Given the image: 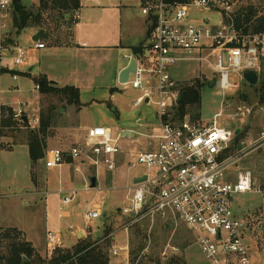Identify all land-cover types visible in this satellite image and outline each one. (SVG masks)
<instances>
[{
    "label": "rangeland",
    "instance_id": "obj_1",
    "mask_svg": "<svg viewBox=\"0 0 264 264\" xmlns=\"http://www.w3.org/2000/svg\"><path fill=\"white\" fill-rule=\"evenodd\" d=\"M22 1L27 7H31L35 0ZM241 2V8L251 15V20L264 9V0ZM140 4V0H83L80 21L75 28L74 42L77 52L72 58V64L83 63L85 72V80L79 83L81 108L78 109L77 119L82 127H107L116 135L122 129H131L132 137H124L120 142L125 151L147 149L149 140L157 141L149 136L160 132L158 107L154 103L156 100L135 106L134 103L143 92L134 89L131 83L121 84L119 78L115 80L116 65L125 62L122 45H142L146 41L148 26L141 13ZM205 17L204 13H198L197 19L204 20ZM212 18L217 21L216 16ZM31 36V30L28 29L17 37L12 26H9L2 37L3 47L7 50L0 52V102L4 106L0 110V121L1 118H8L9 113L4 112L8 107L17 109L24 104L31 126L25 127L17 122L16 128H0V257L8 256L7 246L12 242L4 234L9 232L12 236L14 233L11 231L16 229L24 231L34 242L37 251L43 254L41 256L36 251L39 258L35 257L31 264H49L55 253L52 256L46 253L47 232L62 233L66 237L64 245L69 246L70 232L76 231V226L87 230L85 215L92 210L93 205H98L102 216L89 224L92 230L88 229L87 232H92L93 239L91 235L88 239L94 241L103 238L109 228L110 235L116 237L115 241L106 242L110 245V264H123L121 258L111 255V250L115 245L124 244L129 245L131 264H212L202 254L194 236L182 223L170 222V228L158 217L145 216L132 222L122 214V210L130 205V188L135 177L146 172L143 166L130 169L122 165L112 173L107 172L103 166L98 167L97 186L92 189L88 182L92 174L89 166H84L82 173L73 171L72 184H66L65 179L60 180L58 168L46 171L45 154L44 160L35 170L37 182L33 183L28 138L30 131L38 130L43 110L55 107L61 109L64 115L58 121V128L52 129L55 136L49 141H53L54 147L69 150L72 146H82L85 141H78L73 134L67 135L65 131L60 132L61 128L76 125V116L72 117L75 107L61 101L59 97L39 94L34 83L37 68L31 71L33 78L26 75L30 74L31 67L38 66L39 59H43L41 55L49 52L35 50L36 42L32 41ZM12 39L14 42L10 41ZM84 42L88 45L86 49L79 48L77 44ZM15 46L28 51L26 66L14 64ZM263 71L264 60L261 64V75ZM171 74L175 80L180 81V85L191 83L195 79H200L204 84L201 108L198 112L187 114L184 119L188 121L211 122L220 112L222 101L227 98V117L218 118V124L241 129L243 134L239 143L236 139L234 141L235 146H243L238 154L240 161L227 172L228 176L236 178L238 171L250 169L256 180L264 181V144H256L259 129L263 125L259 115L260 108L264 105L258 99L260 81L252 86L241 82L238 74H231V79L241 84L240 88L224 93L216 86L211 88L209 85L210 81L218 79L212 68L207 63L196 61L178 63L172 68ZM14 75L18 76L16 80ZM239 108H249L251 114L246 118H238L233 123L230 116L239 112ZM61 190L64 192H60ZM71 191L76 192L72 203L63 206L62 200L71 195ZM234 210L241 219L249 222L245 238L254 254L253 258L257 260L260 254H264V212L261 195L255 192L234 195ZM62 213H68L69 216L62 217ZM170 218L172 219L171 216ZM141 240L145 249L140 251ZM78 245L68 249L63 246L61 250L74 251ZM168 245L175 246L179 251L169 249L166 252ZM0 264L5 263L0 261Z\"/></svg>",
    "mask_w": 264,
    "mask_h": 264
},
{
    "label": "built area",
    "instance_id": "obj_2",
    "mask_svg": "<svg viewBox=\"0 0 264 264\" xmlns=\"http://www.w3.org/2000/svg\"><path fill=\"white\" fill-rule=\"evenodd\" d=\"M13 1L0 0V52L7 50L3 47L2 37L12 21ZM241 1L142 0L141 12L150 20L152 29L143 45L144 53L136 55L135 73L129 81L134 89L143 92L135 106L156 100L160 132L149 136L157 140L154 149L133 152L128 162L130 169L145 167L146 172L139 178L146 176V180L133 183L130 205L122 210V214L132 222L151 216L168 225H171L170 222L182 223L212 264H256L245 238L249 222L236 214L234 195L260 194L264 212V181L256 180L250 169L238 171L236 178L228 176L227 172L240 161L238 154L242 150L239 146L236 150L234 145L237 129L218 124V118L227 117V98L224 97L220 112L209 123L173 120L171 112L179 103L181 85L173 78L171 70L184 61L207 63L218 76L214 79L215 86L224 93L240 88L241 84L235 83L231 74H238L241 82H246L244 72H261L264 9L247 23L243 19L248 12L241 8ZM198 13H204L205 19H197ZM213 16L217 17V21H213ZM239 17L243 23L240 27L236 24ZM45 47L44 43L36 42L34 49ZM13 50L14 64L26 66L28 51L18 46ZM17 78L14 75V79ZM1 107L4 106L0 102V110ZM8 108L12 109L15 121L25 124L22 118L28 114L24 105L17 109ZM250 114L251 109L239 108V112L230 118L236 123ZM259 115L263 125L256 144H264V105ZM120 142L121 136L114 134L112 129L92 127L88 129L82 146H72L69 150H47L44 164L47 169H60L65 164V156L70 155L75 160L86 158L95 166L103 165L109 172H114L118 157L123 152ZM75 194L73 191L65 196L62 205L72 203ZM61 216L64 217L63 213ZM101 216L100 207L93 205L85 215L86 224L89 226ZM61 245L59 234H47L50 256ZM169 249L179 251L171 245L166 247V252ZM111 252L115 257H123L124 264H131L128 244L114 246Z\"/></svg>",
    "mask_w": 264,
    "mask_h": 264
},
{
    "label": "trees",
    "instance_id": "obj_3",
    "mask_svg": "<svg viewBox=\"0 0 264 264\" xmlns=\"http://www.w3.org/2000/svg\"><path fill=\"white\" fill-rule=\"evenodd\" d=\"M167 2H172L175 0H165ZM184 1V0H178ZM81 9L80 0H40L39 6L32 9H27L22 0H14L12 6V21L13 29L15 31V36H19L22 32L26 31L31 27H40L41 19L43 14L48 11L58 12L62 17L64 15H71V17L76 14ZM243 19L246 22H250L251 15L247 14ZM237 26H242V19L239 17L236 21ZM261 28V25L258 26ZM14 42V40H10ZM140 50L135 49V53H139ZM264 60V59H263ZM36 87L39 93L43 96H56L65 101L68 105L74 106L77 109L81 108L80 103V90L75 87H59L55 82L49 81L45 76H40L35 80ZM203 82L200 79H195L193 82H187L181 84V100L175 107L174 111L171 112L173 120L182 121L185 116L190 112H198L201 108L202 100V89ZM259 102L264 104V71L260 77V83L258 87ZM64 109H66L64 107ZM8 112V118H1L0 128L1 130H10L16 128L17 121L14 120L12 109H7L4 111ZM64 115L61 113V109L51 107L47 110H43L40 115L39 128L36 131H30L28 138V150L29 157L31 161L32 169V181L36 184L35 170L41 164L45 158L46 151L48 149V141L55 135L52 129L58 128L59 119H63ZM25 125V124H24ZM25 127H27L25 125ZM0 136L1 133H0ZM243 138V134L236 136V142H240ZM238 146H235L237 149ZM4 234L6 239H12V242L8 247V256H1V263L5 264H31V261L38 257L37 252L32 247L31 243L26 240L25 235L15 230ZM111 231L106 230L103 240L100 242L92 241H82L79 245L72 250H61L57 249L52 257L49 264H109V235ZM144 238V237H143ZM142 238V239H143ZM144 241V239H143ZM141 240L140 251L145 249L144 243ZM104 242V243H103ZM104 244V246L102 245ZM157 264H161L158 262Z\"/></svg>",
    "mask_w": 264,
    "mask_h": 264
},
{
    "label": "crops",
    "instance_id": "obj_4",
    "mask_svg": "<svg viewBox=\"0 0 264 264\" xmlns=\"http://www.w3.org/2000/svg\"><path fill=\"white\" fill-rule=\"evenodd\" d=\"M82 1L83 0H80L81 8H82ZM91 1H95V0H91ZM140 1L142 4V0H140ZM22 3H23V1H22ZM39 3H40V0H35L32 3L31 7H27L24 3H23V5L27 9H32L36 6L38 7ZM141 4H140V9L142 7ZM48 12H51V11H48ZM48 12L43 14V18L41 19V26L40 27H31L29 29L31 30V34H32V36H31L32 41L44 43L46 45V47L44 49H40V50H42V51L49 50V52L44 53V55H41L43 59H39L38 66L37 67L36 66L31 67L30 74H26V75L28 77L33 78L31 71L34 70L35 68H37V75L34 77V80L36 78H39L40 76H45L49 81L55 82L59 87L63 88V87L71 86V87H75V88L79 89V85H80L79 83L82 82L83 80H85V78H84V76H85L84 66L82 65L83 63L72 64V58L75 56L74 54L77 52V48L75 47L76 44L74 42L75 31H76L75 28H76L77 23L80 21L81 9L76 14H74L72 17H71V15H64L62 17L58 12H51V14H49ZM144 18H145L146 25L148 26L147 31H146V41H147L148 36L151 33L152 26H151L150 20L146 16H144ZM9 25L12 26V28H13V21H11V23ZM146 41H145V43H146ZM83 44H86V43L84 42L82 44H77V45L79 48L86 49V47L88 45L83 46ZM144 44L136 45L133 43H128L126 45H122L123 50H125L124 51V61L125 62L124 63H118L116 65V68H115V80L116 81L118 80L121 71L130 62V58L133 55L144 53L143 52V45ZM135 49L140 50V52L136 54ZM34 83H35V81H34ZM62 111H64V110H62ZM78 111L79 110L75 107L73 110V113H72V117L76 116L75 117V119L77 120L76 125L69 127L70 129L67 127L61 128L60 132L63 133L62 131H65L67 133V135L73 134L78 141H82V140L85 141L87 131L89 128H92V127H90V126L89 127H87V126L82 127L81 123L77 119V112ZM26 117L28 118L29 123L31 125L29 115ZM139 122L141 123L142 121H139ZM142 124H143V122H142ZM26 126L29 127L28 125H26ZM71 130H74V131L72 132ZM69 131H71V132H69ZM124 132H130L131 134L123 136ZM119 135L121 136V139L124 137L129 138V137H132L133 131L129 128H125V129H122V131ZM48 146L50 147L49 149L57 148V147L53 146V141H49ZM154 148H155V141L149 140V142L147 143V149H139V150H151ZM49 149H47V150H49ZM136 151H138V150H134V149L133 150L130 149L129 151L123 150L121 155L118 157L117 168L122 166V165L128 166V162H129L133 152H136ZM28 152H29V150H28ZM84 166L90 167L89 170L92 173L90 178H92V177L97 178V174H96L97 168L101 167L103 165L95 166L91 160H88L86 158H83L81 160H75L70 155H67V156H65L64 166L62 168H60L59 172H58V174L60 176V180L62 178L63 181L66 180V182H65L66 184L71 185L72 184L71 180H73V177H74L73 171L78 172V173H82L83 172L82 168ZM44 167H45V164H44ZM103 167L106 169L105 166H103ZM45 169H46V171L50 170V169H47L46 167H45ZM106 171L109 172L107 169H106ZM69 173H71V175ZM109 173H112V172H109ZM139 176L140 175L135 177L134 181L137 178H139ZM89 186H90V184H89ZM71 192H73V191H71ZM63 215H64V217L69 216L68 213L67 214L63 213ZM168 226H170V225H168ZM76 228H77L76 231L70 232L71 233V237H70L71 242H70L69 246L64 245L66 237L62 233L56 232L57 234H59L62 237V245H61V247H59V249H61L63 246H65V248L68 249V248L74 247L76 244L78 245L82 241H91L88 239L89 235H91L90 237H91V239H93L92 232L90 234H88V232H87L88 229L92 230L91 226H88L87 230H83L81 227H78V226H76ZM106 230H108V228ZM22 232L25 235L26 240L29 243H31L32 247L35 249V251H37V248L35 247L32 239L29 238L24 231H22ZM49 232H51V231H49ZM49 232H47V234ZM250 232H253V230H251ZM53 233H55V232H53ZM109 236L115 237V235H109ZM103 238L98 239V240H94L92 242H99V241L101 242L103 240ZM115 238L114 239L110 238L111 242L115 241ZM124 245H127V244H124ZM124 245H120V246H124ZM115 246H118V245H115ZM37 252L39 255H41V256L43 255L39 251H37ZM46 253H47V235H46ZM255 254H257V256L259 255L258 252L257 253L255 252ZM111 255H112V252H111ZM130 256H131V254H130ZM119 258H121L123 260V264H124V258L123 257H119ZM254 260H255L256 264H264V254H260L258 256V259L256 260L254 258Z\"/></svg>",
    "mask_w": 264,
    "mask_h": 264
},
{
    "label": "water",
    "instance_id": "obj_5",
    "mask_svg": "<svg viewBox=\"0 0 264 264\" xmlns=\"http://www.w3.org/2000/svg\"><path fill=\"white\" fill-rule=\"evenodd\" d=\"M135 69H136V55H133L130 58V62L128 63V65L121 71V73L119 75V82L121 84L129 83L131 76L135 73ZM260 77H261L260 72L255 71V70H248V71L244 72L245 81L252 86H255L258 84V82L260 81ZM209 85L211 88H214L216 83L214 80H212V81H210ZM180 100H181V97L179 98L178 101H180ZM22 120L24 121V123L26 125L29 126V120L26 116H24L22 118ZM240 133H241V129H237L236 135H239ZM130 134H131L130 132H124L123 136L130 135ZM242 149H243V146H239V150H242ZM144 180H146V176L141 177V178H137L134 181V184H138ZM89 184H90V188H92V189L95 188L97 186V178L96 177L90 178ZM168 227L171 228V225Z\"/></svg>",
    "mask_w": 264,
    "mask_h": 264
}]
</instances>
